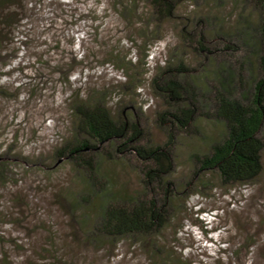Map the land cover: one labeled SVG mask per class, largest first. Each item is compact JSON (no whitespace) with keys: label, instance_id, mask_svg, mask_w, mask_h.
<instances>
[{"label":"rangeland","instance_id":"obj_1","mask_svg":"<svg viewBox=\"0 0 264 264\" xmlns=\"http://www.w3.org/2000/svg\"><path fill=\"white\" fill-rule=\"evenodd\" d=\"M41 3L45 8L42 6L32 11L31 19H37L29 22L27 31L39 35L43 32L41 36L45 35L44 40H48L49 46H40L38 40L35 48L26 47L13 65L0 70V87L10 93V96L0 97V154L9 152L12 162L8 166V176L0 181V234L8 244L5 249L13 242L28 241L38 227L45 228L42 233L36 232L38 239L51 237L50 231H57L60 239L70 236L75 229L78 231L75 220L66 212V201L60 196L77 187V173L71 161L58 160L55 156L56 148L71 138L74 127L66 104L70 87L81 89L84 97L95 91L107 92L106 102L114 113L126 105H132L134 111H143L142 127L148 131L147 137L159 143L166 140V134L156 123V113L165 109L161 98L153 94L148 83L133 97L121 87L127 77V62L139 61L141 52L144 53L142 33L154 27L148 2L41 0ZM51 7L59 14L65 13L61 15L65 19L56 17L54 20L56 36L52 31L45 32L49 24L42 16L48 18ZM244 10L249 15V31L256 34L255 24L262 22L264 15L262 0H182L176 11L178 17L165 21L161 27L163 38L147 46L150 49L145 58L148 67L155 72L158 65L166 64L174 54L183 52L187 64L196 69L193 73L202 78L204 67L209 68L210 62L206 53L200 55L196 51V43L192 47L189 46V43L193 45L191 41L184 42L181 29L186 28L196 40L201 39V34L207 38L213 28L216 32H226L228 37L240 29V36L245 38L246 32L242 31ZM200 18L204 22L199 24ZM260 33L257 31V36ZM230 38L235 43L228 39L219 43L222 48L231 46L225 48L220 58L229 62L237 72L241 60L248 58L246 52L238 51L237 46L241 43L246 49L249 44L242 38ZM28 42L30 44V39ZM41 54L43 59H39ZM3 55L1 64L9 62L13 56L8 49ZM46 60L51 62L50 67ZM218 63L222 64L219 60ZM73 70L77 71L71 76V83L64 82L62 72ZM139 71L144 72L141 67ZM221 72V75L228 73L227 70ZM243 73L247 80H252L261 71L257 67L251 71L244 66ZM150 77L151 74L146 76L147 79ZM220 78L209 80L219 82ZM207 97L204 111L213 105L212 96L207 94ZM203 118L194 125L203 134L214 138L223 131V125L214 118L205 117V121ZM178 136L174 152L177 168L172 178L187 182L192 179L195 162L191 154H202L210 143L199 133L188 136L181 132ZM126 159L132 164H140L136 153H130ZM113 170L120 171V168ZM123 177L122 182L127 181L126 176ZM206 177L208 184L201 187L202 192L185 197L183 205L187 211L178 212L169 227L166 235L169 247L183 259H190L192 264H216L214 259L219 255L218 248L224 245L222 242L245 243V236L251 234L247 232L249 226L246 224L250 217L260 222L253 260L258 264L264 262V172L252 183L234 186L223 185L213 172H208ZM198 183V179H193L191 187ZM73 247L68 253L79 264L152 263L144 246L131 240H123L117 246ZM247 264H252V260Z\"/></svg>","mask_w":264,"mask_h":264},{"label":"trees","instance_id":"obj_2","mask_svg":"<svg viewBox=\"0 0 264 264\" xmlns=\"http://www.w3.org/2000/svg\"><path fill=\"white\" fill-rule=\"evenodd\" d=\"M145 1L151 9L154 27L142 33L144 53L141 52L139 61L127 62V77L121 87L133 97L139 88L148 83L153 94L161 98L165 109L156 113V123L166 134V140L159 143L147 137L148 131L142 127L143 111H134L132 105H126L114 113L106 102L107 92L95 91L84 97L81 89L70 87L66 104L74 127L71 138L56 148L55 156L58 160L71 161L77 173V190L64 191L60 196L66 201V212L75 220L78 231L75 229L65 239H60L57 231H50L51 237L38 239L36 232L42 233L45 229L38 227L34 237L30 236L25 242H13L8 249H5L8 244L0 234V264H79L70 254L73 245L78 249L80 246L87 249L90 246H117L123 240L143 245L151 255V264H192L190 259L178 256L166 240L176 214L187 211L183 205L185 197L202 192L201 187L208 184V172L217 174L225 186L252 183L263 175L264 15L262 22L255 24L254 34L249 31V15L244 10L245 26L242 31L246 32V37L240 36V29L230 36L242 38L249 44L246 49L241 43L237 46L240 50H236L246 52L248 57L241 60L237 72L229 62L220 58L225 48L231 46L222 48L219 43L227 39L234 42L226 32H216L213 28L207 38L201 34V39L196 40L186 28H182L184 42L188 44L187 41H191L193 45L189 43V46L192 47L196 43V51L200 55L206 53L210 62L199 79L193 73L196 69L187 64L183 52L174 54L166 64L158 65L155 72L148 67L145 58L149 56L150 49L147 46L163 38L161 27L165 21L178 17L176 11L182 0ZM262 3L264 10V0ZM42 6L41 0H0V62L7 49L13 55L9 62L0 63V70L13 65L26 47L35 48L38 40L40 46H49L48 40H44L45 35L41 36L43 32L39 35L27 31L29 22L37 19H31L30 14ZM51 8L49 19L42 15L49 24L45 29L48 34L55 31L56 17L65 19L61 16L65 13L59 14ZM64 10L67 11L65 7ZM124 10L129 11L126 5ZM210 18L213 23V18ZM200 22L204 20L200 18ZM257 31L261 32L259 36ZM204 40L205 43L202 42ZM49 50L51 52V48ZM42 57L41 54L39 59ZM45 63L50 67V61ZM244 66L251 71L257 67L261 73L247 80ZM140 67L144 72L139 71ZM222 70L228 73L221 75ZM76 71H69L71 74L62 72L64 82H70ZM148 74H151L149 79L146 78ZM212 77L220 78L219 82L211 83L209 79ZM207 94L212 96L213 105L204 111ZM5 96H10V93L0 87V97ZM202 117L204 121L214 118L223 125V131L214 138L203 134L194 127ZM181 132L188 136L199 133L210 143L202 154H191L195 162L192 179L187 182H177L172 178L177 168L174 152ZM130 153L137 154L140 164H132L130 158L126 159ZM10 155L9 152L0 154V181L8 176V166L12 163ZM116 167L121 172L113 170ZM123 176L127 181L122 182ZM193 179L199 181L194 189L191 187ZM247 219V232L251 234L245 236V243L222 242L228 247L222 245L218 248L219 255L213 258L214 263L247 264L252 260V264H258L252 254L260 222L259 219Z\"/></svg>","mask_w":264,"mask_h":264}]
</instances>
